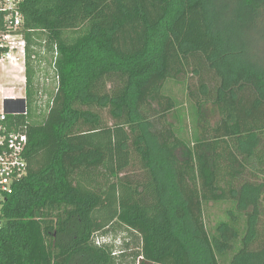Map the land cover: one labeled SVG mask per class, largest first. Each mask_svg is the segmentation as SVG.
Here are the masks:
<instances>
[{
	"label": "trees",
	"instance_id": "1",
	"mask_svg": "<svg viewBox=\"0 0 264 264\" xmlns=\"http://www.w3.org/2000/svg\"><path fill=\"white\" fill-rule=\"evenodd\" d=\"M262 12L24 0L28 115L4 125L25 129L27 174L0 212V264H264ZM43 48L58 83L34 117ZM209 206L223 214L210 230ZM96 234L120 236L122 255Z\"/></svg>",
	"mask_w": 264,
	"mask_h": 264
},
{
	"label": "built area",
	"instance_id": "2",
	"mask_svg": "<svg viewBox=\"0 0 264 264\" xmlns=\"http://www.w3.org/2000/svg\"><path fill=\"white\" fill-rule=\"evenodd\" d=\"M23 2L24 0H0V67L18 69L19 75L16 78H21V82L25 85L28 43L25 38L24 18L21 14ZM31 48L36 50L35 47ZM39 53L42 60L48 62L44 59L47 53L45 48ZM52 54L54 58L57 56L56 48ZM47 64L55 80L56 88L58 78L55 75L53 63L51 66ZM11 88L15 89L14 86ZM8 93L5 86H0V212L7 198L13 194L15 186L27 174L25 152L28 140L25 129L19 132H9L4 125L9 115L26 117L28 115L27 105L25 97H18L14 92L9 96ZM39 94L42 96V92ZM93 240L98 247L114 246L111 251L112 257L119 258L122 255L121 237L113 240L110 235L96 234Z\"/></svg>",
	"mask_w": 264,
	"mask_h": 264
},
{
	"label": "rangeland",
	"instance_id": "3",
	"mask_svg": "<svg viewBox=\"0 0 264 264\" xmlns=\"http://www.w3.org/2000/svg\"><path fill=\"white\" fill-rule=\"evenodd\" d=\"M263 15H264V12L260 13L259 17L256 20L257 21L256 27L254 28L252 27L253 30L250 32L251 33L250 36L253 38L254 43L259 44L258 47L260 48L261 51L264 50V42H262L261 33L259 32L264 33V16ZM260 58H263V54H261ZM47 63L48 62H44L43 60H41L40 63L36 64L37 73H38L36 77V80H37L36 82L38 83L37 85H38L40 92H42V96H38L37 103H38V106L40 107L36 111V115L34 117L37 116V112L41 111L43 113L46 110L45 105L47 101L51 98L50 96L51 93H53V91L55 90V80L51 74L50 69L48 68ZM263 66H264V61H263ZM1 70L2 71L5 70V73H2V74H4L7 80L10 79L8 81H14L15 77L19 75V72L17 71L18 69L16 70L14 68H1ZM8 81H7V84H6L7 86L5 87V90L9 92L8 93L9 96L12 95V93L14 92L16 96L18 97H21V98L25 97V85L21 81L19 80H17V82L15 81L16 83L14 85L9 84ZM11 86H14L15 89H12ZM180 98L183 100L181 96ZM208 110L209 111L206 115L205 121H208L211 124H213L218 119L217 113L211 108H209ZM203 121L204 120H201V123H203ZM201 123H199V125H201ZM222 219H223V214L216 206H209L208 208L205 209V225L207 229L210 230L214 228L216 222ZM190 252L191 254H193L192 249Z\"/></svg>",
	"mask_w": 264,
	"mask_h": 264
},
{
	"label": "crops",
	"instance_id": "4",
	"mask_svg": "<svg viewBox=\"0 0 264 264\" xmlns=\"http://www.w3.org/2000/svg\"><path fill=\"white\" fill-rule=\"evenodd\" d=\"M2 73H5V70L2 71L1 67H0V86H5L6 87L7 86L6 85L7 81L10 80V79L7 80V78H5L4 74H2ZM17 80L22 81L21 78H16L15 77L14 81H8V82H9V84L14 85L17 82ZM10 82H12V83H10Z\"/></svg>",
	"mask_w": 264,
	"mask_h": 264
},
{
	"label": "clouds",
	"instance_id": "5",
	"mask_svg": "<svg viewBox=\"0 0 264 264\" xmlns=\"http://www.w3.org/2000/svg\"><path fill=\"white\" fill-rule=\"evenodd\" d=\"M111 236V235H110ZM119 237V236H118ZM122 238H123V236H122Z\"/></svg>",
	"mask_w": 264,
	"mask_h": 264
}]
</instances>
